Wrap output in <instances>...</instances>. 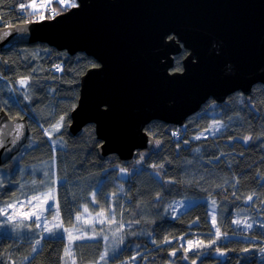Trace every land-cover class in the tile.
<instances>
[{
  "label": "trees",
  "instance_id": "16d2710c",
  "mask_svg": "<svg viewBox=\"0 0 264 264\" xmlns=\"http://www.w3.org/2000/svg\"><path fill=\"white\" fill-rule=\"evenodd\" d=\"M19 1L28 0H0V28L25 21L18 13ZM53 7L59 12L68 9L57 3ZM186 53L182 49L175 55L173 70L181 69ZM56 64L60 70H55ZM96 65L83 52L68 54L45 43L0 51V111L9 117L26 116L29 128L25 144L0 165V208L50 189L56 206L46 215L59 211L56 223L60 225L48 235H42L32 222L26 227L12 222L9 233L0 228V264H69L72 258L65 256L66 247L76 264H192L194 260L216 264L214 259H201L215 249L232 250L223 264H264V223L251 230L236 229L230 223L232 212L250 194L253 204L242 208L258 207L252 213L264 221V85L255 83L249 94L231 93L221 103L209 99L181 126L151 120L144 130L159 143L138 151L136 159L141 157L135 171L123 172L126 176L121 178L119 172L130 164L120 165L115 154L98 158L100 140L93 124L85 125L78 136L67 134L80 77ZM22 77L29 79L23 89L17 85ZM61 116L60 129L46 134ZM213 123L220 128L200 135ZM107 194L117 197L115 214L126 223L117 254L112 251L119 242L117 233L116 243L108 244L113 233L83 218L107 211L111 206ZM182 198L199 200L172 216L173 200ZM208 199L216 203L215 226ZM68 228H72L69 233ZM80 232L90 238H79ZM181 236L194 240L193 246L202 244L185 252ZM212 240L216 243L210 245ZM108 251L105 258L110 251L113 256L100 260ZM170 251L176 256L170 258Z\"/></svg>",
  "mask_w": 264,
  "mask_h": 264
},
{
  "label": "water",
  "instance_id": "95a60500",
  "mask_svg": "<svg viewBox=\"0 0 264 264\" xmlns=\"http://www.w3.org/2000/svg\"><path fill=\"white\" fill-rule=\"evenodd\" d=\"M76 2L54 19L0 28V51L45 43L96 60L80 77L67 134L78 136L93 124L101 160L115 154L120 165L132 164L138 151L154 144L144 130L151 120L181 126L209 99L221 103L231 93L264 85V0ZM182 49V69L172 71ZM28 84L27 77L17 79L21 89ZM28 134L26 116L0 111V165ZM217 250L203 258L223 264L232 254Z\"/></svg>",
  "mask_w": 264,
  "mask_h": 264
},
{
  "label": "rangeland",
  "instance_id": "374dc122",
  "mask_svg": "<svg viewBox=\"0 0 264 264\" xmlns=\"http://www.w3.org/2000/svg\"><path fill=\"white\" fill-rule=\"evenodd\" d=\"M33 1L28 0L27 4L32 3ZM64 9V8H63ZM32 10V9H31ZM33 11V10H32ZM37 11V10H35ZM220 128V125L218 123H213L208 129L205 131L201 132L200 135H207V134H212L216 130ZM245 140V139H244ZM159 143V140L157 139L156 142H154L153 146L156 147L157 144ZM152 146V148H153ZM141 157V155H140ZM140 157L138 159H135L132 164H130V167L127 169L128 173H132L135 171L136 166L138 165L140 161ZM126 173V171H125ZM127 174V173H126ZM119 176L121 178H125V174L123 172H119ZM55 179V177H54ZM50 189L43 191L39 193L37 196H28L23 199H19L13 202H10L3 207L0 208V210L6 209L3 215H0V228L2 230L7 231L10 229V224L12 222H15V226H24L26 227V223L32 222L34 226H36L42 233V235H48V231L46 229L48 228H53L54 225H57L58 217L57 214L54 213L52 216L48 217L46 215V211L49 209L48 204L51 206H56V200H55V195L54 191L51 190V198L49 199L46 197L44 194L48 193ZM108 198L110 199L109 206L110 208L107 211H101L103 212V215H99L101 212L97 214H91L92 216H83L84 221L89 222L90 224L94 225L95 223L104 225L108 229L110 233H117V236L119 237V242L117 244V247L112 250L113 253L116 252V254L119 251L120 246L122 245V242L120 243V237L122 234V228L126 225L125 221L122 220V217H118L115 214L114 207L117 204V197L116 196H111L110 194H107ZM249 196L252 197L251 200L247 199ZM34 197H38L37 199H33ZM253 195H248L243 199V206L238 207L232 212V217H231V226L236 228V229H242V230H251L254 228V226H259L261 227L264 221H261L257 215H254L252 212L256 213L259 211V208L256 207L257 205H253L252 207H256V209H249L245 210V208L242 207H251L253 204ZM45 200H47V204L45 203ZM199 199L196 198H182L178 200H173L174 202L172 203V208L170 209L171 215H177L180 213L182 210L190 207L193 205L195 202H197ZM210 201L209 203V212L211 213L212 217H215L216 220V210L215 207L213 206L214 200L213 199H208ZM122 204V202H120ZM9 204L12 205V207H7ZM121 206V205H120ZM242 208V209H241ZM148 210V208H147ZM55 212V211H54ZM143 216V215H142ZM9 217H12L13 219L9 220ZM145 217V216H144ZM151 217V216H150ZM39 218V219H37ZM147 218V217H145ZM235 220H240V224H235L233 221ZM39 224V227L37 226ZM248 224H251L252 227L249 228L247 227ZM217 229V228H216ZM215 229V231H216ZM56 230V229H55ZM54 230V231H55ZM72 230V228L66 229V231L69 233ZM220 230V229H219ZM9 233V232H8ZM85 237V238H90V235L85 234V232H80L79 233V238ZM185 239V240H184ZM188 238L182 237L181 236V244L184 245V249L189 248V241L187 240ZM115 241V242H114ZM116 234L111 236L110 239L108 240V244H114L116 243ZM193 245H194V240H191ZM106 245V244H105ZM107 247V246H106ZM105 253V252H104ZM109 251L107 252V254ZM111 254H113L110 251ZM109 255L107 258L113 256ZM69 264H72V262L69 261Z\"/></svg>",
  "mask_w": 264,
  "mask_h": 264
},
{
  "label": "snow or ice",
  "instance_id": "6c2138e0",
  "mask_svg": "<svg viewBox=\"0 0 264 264\" xmlns=\"http://www.w3.org/2000/svg\"><path fill=\"white\" fill-rule=\"evenodd\" d=\"M52 3H57L62 8H76V7L79 6L77 4L76 0H45V2L44 3H41V4H37L33 0L32 3H29L27 5L24 4V3H21L20 4V8L22 10L23 9H32L34 12H35V10H38V9H42V10L49 11V15L47 17L44 15V11H40V14H39L38 19L40 21H43L46 18L47 19H54L57 15L60 14V12L57 11V9L51 8V4ZM29 22H31V21H27V20L25 21V23H29ZM5 35H8V33H5ZM57 70H60L59 69V66H57ZM20 83L23 85L25 83V80H21ZM63 120H64V117L61 116L60 117V120L57 121L56 124L52 125L50 131H47L46 134L51 135L53 132H57L60 129ZM18 131H19V128H18ZM197 139H199V137H197ZM244 139L247 141V140L250 139V137H245ZM125 171H127V170L126 169H121V172H125ZM44 195L50 199L51 198V190H49V192L48 193H45ZM37 198L38 197H34L33 199H37ZM93 198H95V194H93ZM247 199L251 200L252 197L249 196ZM45 203L47 204V200H45ZM213 203H215V202H213ZM7 207H12V205L9 204ZM48 208H49V210L51 209V205L50 204H48ZM5 211H6V209L0 210V215H3ZM85 212H87V208H85ZM99 215H103V212H101ZM58 216H59V211H57V217ZM11 219H13V218L12 217H9V220H11ZM37 219H39V218H37ZM77 219H80V215L79 214L77 216ZM215 223H216V220H215V217H213V224H214V226H215ZM233 223L240 224L241 221L240 220H235V221H233ZM37 226L39 227V224ZM59 227H60V225H54L53 228H48V229H46V231H48L49 233H52L55 229H57ZM247 227L251 228L252 225L251 224H248ZM216 231H217V239H219V237H220V230H219V228H217ZM113 235H115V233H113ZM71 239H75V238L70 237V240ZM105 239L107 240L108 237H105ZM165 242L166 243L168 242V239L167 238H165ZM188 243H189V248H186L185 249V252L191 251L193 247H200L201 244H202V242H201L200 244H197V245L193 246L192 241H189ZM215 243H216L215 240H212V241L209 242L210 245L211 244H215ZM203 246L204 247H208V245H203ZM217 251H218V254L219 255H221V256L224 255V253L223 252H220L219 249ZM243 251L247 252L248 249H244ZM261 251L264 252V249H261ZM171 255H175V251L173 253H171ZM65 256L66 257H71L72 258V264H76L75 258H74L73 254L71 253V251H70V249L68 247H66V249H65ZM106 256H107V252L102 253L101 254V257H100V260L103 261ZM133 259H135V258H133ZM185 259H187V257H185ZM192 264H196V261L195 260L192 261Z\"/></svg>",
  "mask_w": 264,
  "mask_h": 264
},
{
  "label": "built area",
  "instance_id": "2783aa9c",
  "mask_svg": "<svg viewBox=\"0 0 264 264\" xmlns=\"http://www.w3.org/2000/svg\"><path fill=\"white\" fill-rule=\"evenodd\" d=\"M22 2H19L18 3V5L20 6V4H21ZM19 14H21V15H25V11L24 10H22V9H20L19 10ZM57 66H59V64H56L55 66H54V68H55V70H57ZM174 140L175 141H178L179 140V133L178 132H175L174 133ZM125 198V197H124ZM125 203V202H124Z\"/></svg>",
  "mask_w": 264,
  "mask_h": 264
},
{
  "label": "flooded vegetation",
  "instance_id": "af4514ba",
  "mask_svg": "<svg viewBox=\"0 0 264 264\" xmlns=\"http://www.w3.org/2000/svg\"><path fill=\"white\" fill-rule=\"evenodd\" d=\"M174 59H175V56H174ZM182 59H183V57H182ZM174 62H175V60H174ZM174 64V63H173ZM173 67V66H172ZM181 69H182V60H181ZM181 69H179V70H181ZM171 70L172 71H174L173 70V68H171ZM204 255H208V254H204ZM204 255H202V256H204ZM216 261V260H215ZM209 264V263H208ZM216 264H219L217 261H216Z\"/></svg>",
  "mask_w": 264,
  "mask_h": 264
},
{
  "label": "crops",
  "instance_id": "0c3cea01",
  "mask_svg": "<svg viewBox=\"0 0 264 264\" xmlns=\"http://www.w3.org/2000/svg\"><path fill=\"white\" fill-rule=\"evenodd\" d=\"M31 1H33V0H31ZM34 2H35V1H34ZM35 3H36V2H35ZM26 5H27V1H26ZM29 11H30V12H33L31 9H29Z\"/></svg>",
  "mask_w": 264,
  "mask_h": 264
},
{
  "label": "bare ground",
  "instance_id": "6f19581e",
  "mask_svg": "<svg viewBox=\"0 0 264 264\" xmlns=\"http://www.w3.org/2000/svg\"><path fill=\"white\" fill-rule=\"evenodd\" d=\"M22 146H23V145H22ZM22 146H21V147H22ZM19 150H20V149H19Z\"/></svg>",
  "mask_w": 264,
  "mask_h": 264
}]
</instances>
